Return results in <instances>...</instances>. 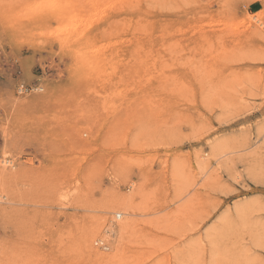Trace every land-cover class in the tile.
Returning <instances> with one entry per match:
<instances>
[{
  "label": "rangeland",
  "instance_id": "374dc122",
  "mask_svg": "<svg viewBox=\"0 0 264 264\" xmlns=\"http://www.w3.org/2000/svg\"><path fill=\"white\" fill-rule=\"evenodd\" d=\"M0 264H264V0H0Z\"/></svg>",
  "mask_w": 264,
  "mask_h": 264
},
{
  "label": "bare ground",
  "instance_id": "6f19581e",
  "mask_svg": "<svg viewBox=\"0 0 264 264\" xmlns=\"http://www.w3.org/2000/svg\"><path fill=\"white\" fill-rule=\"evenodd\" d=\"M21 92L23 93V92H25V90H22ZM115 216H119V214H117ZM119 218H120V216H119ZM118 227L120 228V223H119V226Z\"/></svg>",
  "mask_w": 264,
  "mask_h": 264
},
{
  "label": "built area",
  "instance_id": "2783aa9c",
  "mask_svg": "<svg viewBox=\"0 0 264 264\" xmlns=\"http://www.w3.org/2000/svg\"><path fill=\"white\" fill-rule=\"evenodd\" d=\"M19 91L21 92L22 91V88Z\"/></svg>",
  "mask_w": 264,
  "mask_h": 264
}]
</instances>
